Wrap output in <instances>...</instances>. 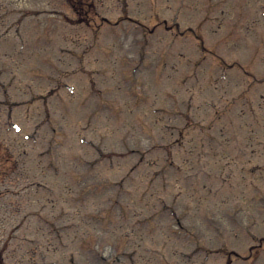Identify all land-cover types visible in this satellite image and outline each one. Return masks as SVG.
Masks as SVG:
<instances>
[{"label":"rangeland","instance_id":"374dc122","mask_svg":"<svg viewBox=\"0 0 264 264\" xmlns=\"http://www.w3.org/2000/svg\"><path fill=\"white\" fill-rule=\"evenodd\" d=\"M94 1L0 0L1 263L264 264V0Z\"/></svg>","mask_w":264,"mask_h":264},{"label":"trees","instance_id":"16d2710c","mask_svg":"<svg viewBox=\"0 0 264 264\" xmlns=\"http://www.w3.org/2000/svg\"><path fill=\"white\" fill-rule=\"evenodd\" d=\"M70 1H72V0H70ZM0 264H1V261H0Z\"/></svg>","mask_w":264,"mask_h":264}]
</instances>
